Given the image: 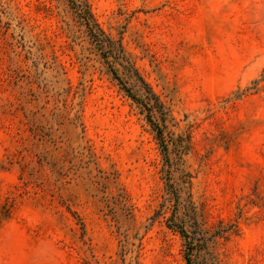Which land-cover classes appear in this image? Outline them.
<instances>
[{
    "label": "rangeland",
    "instance_id": "1",
    "mask_svg": "<svg viewBox=\"0 0 264 264\" xmlns=\"http://www.w3.org/2000/svg\"><path fill=\"white\" fill-rule=\"evenodd\" d=\"M187 249L264 264V0H0V264Z\"/></svg>",
    "mask_w": 264,
    "mask_h": 264
},
{
    "label": "trees",
    "instance_id": "2",
    "mask_svg": "<svg viewBox=\"0 0 264 264\" xmlns=\"http://www.w3.org/2000/svg\"><path fill=\"white\" fill-rule=\"evenodd\" d=\"M75 12L80 18V21L82 24L86 27L88 30V33L92 39V41L95 43V45L99 48L101 54L105 59L111 58L114 63L119 64L123 70V74L127 78L136 77L137 79H140V77L137 75V72L133 65L130 63V60L126 56L122 46L110 38H108L104 33L101 31L97 23L95 22L92 14L90 11L86 8V5H84L81 1H79L77 4H75ZM112 75L115 79H117V72L113 69H111ZM142 82V81H141ZM144 84V83H143ZM126 92H129L127 89H125ZM130 94V93H128ZM149 97L147 98L148 105L151 108L153 107V104H151V97L154 98V95L149 91ZM131 96V95H130ZM133 98V97H132ZM178 232L184 239H188V236L185 234V231L182 228H178ZM191 245V242L186 241V246ZM193 252V249H190L186 251L184 255V259L186 264H191V254Z\"/></svg>",
    "mask_w": 264,
    "mask_h": 264
}]
</instances>
